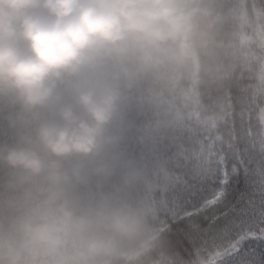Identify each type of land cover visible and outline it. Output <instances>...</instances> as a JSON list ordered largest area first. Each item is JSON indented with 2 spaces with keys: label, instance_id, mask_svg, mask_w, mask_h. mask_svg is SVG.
<instances>
[{
  "label": "trees",
  "instance_id": "1",
  "mask_svg": "<svg viewBox=\"0 0 264 264\" xmlns=\"http://www.w3.org/2000/svg\"><path fill=\"white\" fill-rule=\"evenodd\" d=\"M194 2L199 12L193 18L191 36L200 62V94L217 105L220 101L213 92L226 89L256 67L260 53L252 41H264V3ZM175 45V39L150 42L137 36L118 46L100 45L89 53L79 72L65 81L61 90L66 101L73 100L79 87H92L114 93L115 106L93 150L62 159L67 179L59 185H52L44 175L0 163V264H4V241L36 227L43 231L36 235L25 264L44 259L83 264L85 238L104 234L101 222L112 214L132 225L129 236L144 226H165L148 263L186 264L180 236L161 215L167 201L154 195L157 173L163 168L136 148L150 145L164 128L187 116L168 76L167 63L172 61ZM12 110L0 100V148L16 144L35 121L52 115L34 113L30 123L21 127L10 123ZM59 205L71 216L64 217ZM81 219L90 225L81 228Z\"/></svg>",
  "mask_w": 264,
  "mask_h": 264
},
{
  "label": "clouds",
  "instance_id": "2",
  "mask_svg": "<svg viewBox=\"0 0 264 264\" xmlns=\"http://www.w3.org/2000/svg\"><path fill=\"white\" fill-rule=\"evenodd\" d=\"M198 12L192 0H0V100L13 109L8 119L24 127L34 113L52 114L24 130L16 144L0 148V163L44 175L52 185L66 180L62 159L93 150L116 96L79 87L69 102L61 90L65 81L98 46H118L130 36L181 38ZM58 210L71 216L63 205ZM89 225L79 221L81 228ZM100 226L104 234L85 238L83 264H104L133 230L118 214L104 217ZM41 231L29 228L6 239L4 264H25Z\"/></svg>",
  "mask_w": 264,
  "mask_h": 264
},
{
  "label": "snow or ice",
  "instance_id": "3",
  "mask_svg": "<svg viewBox=\"0 0 264 264\" xmlns=\"http://www.w3.org/2000/svg\"><path fill=\"white\" fill-rule=\"evenodd\" d=\"M252 43L256 67L213 92L219 104L136 146L163 168L154 195L186 264H264V41Z\"/></svg>",
  "mask_w": 264,
  "mask_h": 264
},
{
  "label": "rangeland",
  "instance_id": "4",
  "mask_svg": "<svg viewBox=\"0 0 264 264\" xmlns=\"http://www.w3.org/2000/svg\"><path fill=\"white\" fill-rule=\"evenodd\" d=\"M194 3V1L192 0ZM178 51L174 61L170 64V81L174 89L181 92L182 100L185 108L188 110L187 115L197 109H205L214 106V101H204L199 95L198 86V66L195 53L190 45L188 33L178 38ZM164 225H148L144 226L137 235L127 236L119 246L116 254L106 258L104 264H128L130 262H138L144 260L142 264H150L148 257L151 250L157 244ZM31 264H61L59 260H37Z\"/></svg>",
  "mask_w": 264,
  "mask_h": 264
}]
</instances>
